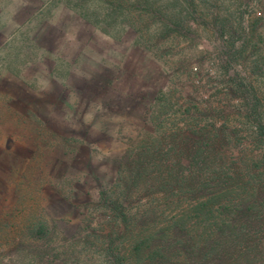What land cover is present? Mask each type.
<instances>
[{"label": "rangeland", "instance_id": "obj_1", "mask_svg": "<svg viewBox=\"0 0 264 264\" xmlns=\"http://www.w3.org/2000/svg\"><path fill=\"white\" fill-rule=\"evenodd\" d=\"M253 122L264 0H0V264L95 261L104 195L162 197L132 183L188 171L197 125L238 133L226 162L258 160ZM255 248L221 264H264Z\"/></svg>", "mask_w": 264, "mask_h": 264}, {"label": "trees", "instance_id": "obj_2", "mask_svg": "<svg viewBox=\"0 0 264 264\" xmlns=\"http://www.w3.org/2000/svg\"><path fill=\"white\" fill-rule=\"evenodd\" d=\"M150 8L149 16L161 14ZM161 21L162 32L184 27L182 18ZM255 130L256 137H264V123H255ZM237 134L195 126L189 170L171 168L153 185L145 177L134 180L135 189H161L164 195L135 202L132 211L124 205L132 198L128 188L112 198L104 195L102 210L110 221L100 229L107 233L97 245L86 244L98 256L69 264H221L237 252L255 259V245L264 239V150L242 166L226 162L223 147L228 140L238 142Z\"/></svg>", "mask_w": 264, "mask_h": 264}]
</instances>
